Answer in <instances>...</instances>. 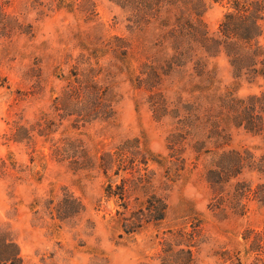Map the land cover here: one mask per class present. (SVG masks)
Listing matches in <instances>:
<instances>
[{
	"label": "trees",
	"instance_id": "1",
	"mask_svg": "<svg viewBox=\"0 0 264 264\" xmlns=\"http://www.w3.org/2000/svg\"><path fill=\"white\" fill-rule=\"evenodd\" d=\"M119 7L131 23V33L142 40L135 49L127 39L96 33L79 42L77 56H68V69L57 71L62 83L47 110L32 122L22 116L9 123L5 144H23L35 159L40 142L54 162L74 173L96 171L104 179V198L112 201L111 216L119 239H134L144 231L150 236V252L135 264H202L201 246L207 241L200 214L182 226L159 230L167 217L169 184L200 168L209 190L207 210L214 216H244L250 203L264 208V154L230 146L231 132L264 134V0H107ZM225 1L226 11L214 33L203 20L212 2ZM0 0V39L33 38L35 26L22 15L7 10ZM27 12L38 19L65 12L93 23L97 16L92 0H27ZM152 36L149 42L147 37ZM143 55L136 69V54ZM225 57L232 82L217 87L213 60ZM126 74L134 90L144 95L153 120L170 126L165 155L153 153L139 138H125L110 148L91 152L81 138L94 124H110L116 118V88ZM40 78V76L37 74ZM32 77V76H30ZM177 80L179 91L163 88ZM244 84L258 92L240 95ZM7 86L0 77V87ZM44 155L41 153L40 158ZM8 161V162H7ZM9 163L0 160V175ZM36 220L70 223L85 212L81 199L63 188L55 198L36 197L30 203ZM88 221L86 229H92ZM241 250L224 248L214 256L222 263L264 264V227L245 229ZM90 264H109L99 248L87 251ZM0 264H26L10 228L0 224Z\"/></svg>",
	"mask_w": 264,
	"mask_h": 264
},
{
	"label": "rangeland",
	"instance_id": "2",
	"mask_svg": "<svg viewBox=\"0 0 264 264\" xmlns=\"http://www.w3.org/2000/svg\"><path fill=\"white\" fill-rule=\"evenodd\" d=\"M9 1L7 10L32 23L35 36L15 37L12 41L0 39V77L7 80V86L0 87V160L10 156L14 162V168L7 163L8 168L0 175V224L10 228L26 264H90L87 251L92 248L102 250L109 264H135L150 252L149 239L156 230L144 231L134 239H119L110 220L115 206L104 198V179L100 174L96 171L90 174L72 172L67 166L51 160L49 150L40 142L36 143L35 159L31 162L30 148L12 142L5 144L3 136L9 132V123L19 116L23 121L32 122L41 111L47 110L62 85L55 73L67 71L66 60L69 55L72 58L78 55L79 42H86L96 33L103 37L117 35L127 39L135 49L142 40L141 34L137 30L131 33L127 15L107 0H92L97 16L95 22L88 24L81 17L65 12L37 20L34 13L25 10L27 0ZM225 11V1L210 4L203 16L210 33L217 30ZM151 37H147L145 43ZM136 58L138 61L132 62L134 69L144 59L139 53ZM212 63L217 71L216 85L223 91L232 82L230 67L223 56ZM178 86L174 78L166 81L163 88L173 95L179 91ZM258 91L257 87L244 84L238 93ZM116 92L119 101L114 122L94 124L83 130L81 138L91 152L108 149L125 138H139L153 153L165 155L168 123L153 120L144 103V95L132 88L126 74ZM230 146L248 148L256 155L264 154V134L253 135L233 129ZM41 153L43 158H40ZM63 188L81 199L85 212L70 223L58 225L47 217L36 220L29 207L33 199L49 195L58 198ZM167 189H160L167 195L168 212L159 230L182 226L190 216L200 214L207 237L200 249L202 264H230L222 263L214 253L221 248L241 250L243 231L264 227V208L255 203L249 204L244 216L220 218L212 215L207 210L209 190L200 168L178 178ZM88 221L92 222V229H86Z\"/></svg>",
	"mask_w": 264,
	"mask_h": 264
}]
</instances>
